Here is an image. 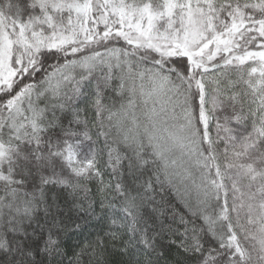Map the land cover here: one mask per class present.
<instances>
[{
  "label": "snow or ice",
  "instance_id": "snow-or-ice-1",
  "mask_svg": "<svg viewBox=\"0 0 264 264\" xmlns=\"http://www.w3.org/2000/svg\"><path fill=\"white\" fill-rule=\"evenodd\" d=\"M0 264H264V0H0Z\"/></svg>",
  "mask_w": 264,
  "mask_h": 264
}]
</instances>
